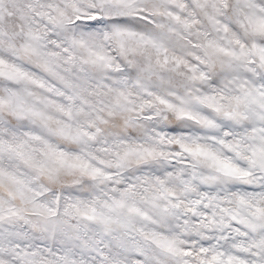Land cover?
Segmentation results:
<instances>
[{"label": "snow or ice", "instance_id": "obj_1", "mask_svg": "<svg viewBox=\"0 0 264 264\" xmlns=\"http://www.w3.org/2000/svg\"><path fill=\"white\" fill-rule=\"evenodd\" d=\"M0 264H264V0H0Z\"/></svg>", "mask_w": 264, "mask_h": 264}]
</instances>
